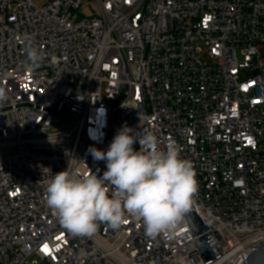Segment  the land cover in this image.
I'll list each match as a JSON object with an SVG mask.
<instances>
[{
  "label": "built area",
  "instance_id": "built-area-1",
  "mask_svg": "<svg viewBox=\"0 0 264 264\" xmlns=\"http://www.w3.org/2000/svg\"><path fill=\"white\" fill-rule=\"evenodd\" d=\"M0 87V264H243L264 244V0H0ZM125 125L192 163L215 259L188 216L173 239L132 216L73 236L46 205L48 170L102 176L91 149Z\"/></svg>",
  "mask_w": 264,
  "mask_h": 264
},
{
  "label": "clouds",
  "instance_id": "clouds-1",
  "mask_svg": "<svg viewBox=\"0 0 264 264\" xmlns=\"http://www.w3.org/2000/svg\"><path fill=\"white\" fill-rule=\"evenodd\" d=\"M25 52L27 71L32 72L40 66L42 53L33 46ZM6 99L0 87V102ZM91 155L106 162L102 176L90 169L82 174L67 168L54 175L48 170L46 205L64 229L73 236H92L101 224L119 230L132 216L142 221L148 238H175L198 191L193 165L181 157L175 142L161 149L156 135L138 134L125 125L106 152L93 148Z\"/></svg>",
  "mask_w": 264,
  "mask_h": 264
},
{
  "label": "water",
  "instance_id": "water-1",
  "mask_svg": "<svg viewBox=\"0 0 264 264\" xmlns=\"http://www.w3.org/2000/svg\"><path fill=\"white\" fill-rule=\"evenodd\" d=\"M188 218L193 232L198 236L197 243L205 260L215 259L219 252L216 247H211L207 243V237L204 235L206 228L194 212L188 214ZM210 264H227L223 257L214 260ZM243 264H264V244H261L256 251L251 253Z\"/></svg>",
  "mask_w": 264,
  "mask_h": 264
},
{
  "label": "rangeland",
  "instance_id": "rangeland-1",
  "mask_svg": "<svg viewBox=\"0 0 264 264\" xmlns=\"http://www.w3.org/2000/svg\"><path fill=\"white\" fill-rule=\"evenodd\" d=\"M32 1H34L37 5L42 6V5H44L48 0H32ZM85 12H86L87 15L90 14V10H88V9H87ZM239 58L242 59V56L239 55ZM111 104H114L113 107H117V106L119 105V102H114V103H111ZM118 115H119V111H118L117 109H114V110L112 111V113H111V120H110L111 123H115V121H116Z\"/></svg>",
  "mask_w": 264,
  "mask_h": 264
},
{
  "label": "snow or ice",
  "instance_id": "snow-or-ice-1",
  "mask_svg": "<svg viewBox=\"0 0 264 264\" xmlns=\"http://www.w3.org/2000/svg\"><path fill=\"white\" fill-rule=\"evenodd\" d=\"M45 247H47V246H45Z\"/></svg>",
  "mask_w": 264,
  "mask_h": 264
}]
</instances>
